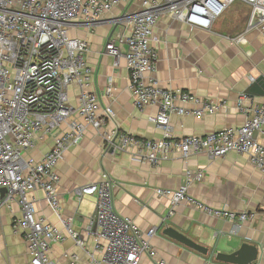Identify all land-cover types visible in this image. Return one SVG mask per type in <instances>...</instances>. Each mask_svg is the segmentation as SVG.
<instances>
[{
  "label": "built area",
  "instance_id": "1",
  "mask_svg": "<svg viewBox=\"0 0 264 264\" xmlns=\"http://www.w3.org/2000/svg\"><path fill=\"white\" fill-rule=\"evenodd\" d=\"M250 6L244 33L234 39L243 43L246 35H264V0H235ZM123 7L114 20L124 24L125 33L109 38L104 53L123 55L129 71V89L138 110L157 106L150 121L162 127V139H140L117 128L107 129L114 118L111 108H101V95L94 89L96 71L88 64V41L75 38L78 27H95L106 15ZM221 0H0V189L7 193L0 208L18 197L22 216L13 223L31 256V264H56L50 258L54 244L72 238L84 249V233L74 229V217H64L58 193V164L68 150L82 143L88 128L103 139L106 148L129 151L134 160L159 166L172 154L185 159L206 154L212 160L231 152L246 155L264 173V100L252 106L251 95L242 94L237 109L247 115L240 127L227 128L202 137L174 138L170 120L173 115L205 118L228 107L225 100H211L182 90L164 89L155 77L158 53L152 46L154 30L163 15L186 24L189 29L212 31L224 13ZM126 47L123 53V47ZM79 90L77 105L70 100V88ZM115 90L111 81L107 94ZM54 139L41 160L29 155L39 141ZM204 179L203 173H186L187 185L178 190L157 189L156 195L170 201L173 214L179 204H187L233 225L238 234L257 213L216 209L195 199L188 187ZM116 181L103 174L98 182L75 191L80 200L95 197L96 213L85 234H95L96 249L102 258L91 264H141L148 257L155 264H166L151 243L155 229L143 232L131 218L120 215L115 207ZM41 190L51 212L63 229L37 214L32 194ZM70 264H80L76 253H65Z\"/></svg>",
  "mask_w": 264,
  "mask_h": 264
},
{
  "label": "crops",
  "instance_id": "2",
  "mask_svg": "<svg viewBox=\"0 0 264 264\" xmlns=\"http://www.w3.org/2000/svg\"><path fill=\"white\" fill-rule=\"evenodd\" d=\"M226 9L215 21L212 31L189 29L170 15H163L154 30L156 40L152 46L158 53L156 79L164 89L182 90L211 100H225L228 107L216 115L199 119L173 115L170 120L174 138L202 137L227 128L242 126L247 115L237 109V102L251 85L264 79V35L251 32L246 41L233 40L241 36L251 11L249 5L235 0H221ZM123 7L106 15L95 27L82 26L72 31V36L89 42L88 64L96 71L94 89L101 95V110L111 108L114 118L107 129L118 130L140 139H162L165 131L153 124L150 118L157 115V106L138 110L129 89L130 78L123 55L114 57L104 53L109 38L125 33L124 24L114 20L123 14ZM126 47H123L125 53ZM115 90L109 95L110 82ZM261 87V85H260ZM262 90L263 87H261ZM70 100L77 105L79 90L70 88ZM249 108L263 102L264 97L251 96ZM264 146V135L258 137ZM54 139L39 141L29 155L41 160L53 146ZM60 175L58 193L64 217H74L73 226L84 233V249L72 238L54 244L50 258L56 264H70L65 253H76L80 264H91L92 257L102 258L96 249L95 234H85L88 222L96 213L95 197L80 200L75 191L98 182L109 174L117 184L115 207L117 212L131 218L143 232L155 229L151 239L158 256L166 264H226L216 260L219 253L233 254L242 245L255 246L258 259L254 264H264V173L256 169L246 155L231 152L221 159L212 160L206 154L187 159L174 153L159 166L133 159L131 152L108 149L103 139L92 128L78 146L66 152L58 164ZM203 173L204 179L188 187L195 199L216 209L233 212L257 213L258 217L247 222L238 234L233 225L223 219L209 216L187 204H179L173 214L166 198L156 195L157 189L178 190L187 185L186 173ZM39 217L63 229L58 218L45 201L44 192L32 194ZM22 216L18 197L0 208V264H31L24 238L14 233L13 223ZM173 228L195 243L209 250L203 255L176 241L165 232ZM141 264H155L148 257Z\"/></svg>",
  "mask_w": 264,
  "mask_h": 264
},
{
  "label": "water",
  "instance_id": "3",
  "mask_svg": "<svg viewBox=\"0 0 264 264\" xmlns=\"http://www.w3.org/2000/svg\"><path fill=\"white\" fill-rule=\"evenodd\" d=\"M264 79L260 78L258 81L254 82L250 89L246 91L247 94L251 96H261L264 97ZM1 199H4L7 190L5 188L0 189ZM166 235L170 236L171 238L175 239L176 241L182 243L186 247L193 249L203 255H207L209 250L201 245L195 243L188 237L184 236L183 234L179 233L173 228H168L165 232ZM259 251L255 246L244 244L240 248L239 251L233 254H222L219 253L216 256V260L219 262H223L226 264H254L258 259Z\"/></svg>",
  "mask_w": 264,
  "mask_h": 264
}]
</instances>
